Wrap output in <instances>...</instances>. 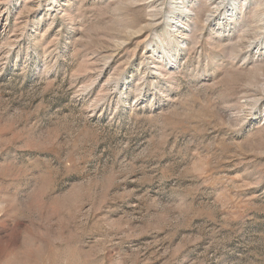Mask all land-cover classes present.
Masks as SVG:
<instances>
[{
  "label": "rangeland",
  "instance_id": "1",
  "mask_svg": "<svg viewBox=\"0 0 264 264\" xmlns=\"http://www.w3.org/2000/svg\"><path fill=\"white\" fill-rule=\"evenodd\" d=\"M0 264H264V0H0Z\"/></svg>",
  "mask_w": 264,
  "mask_h": 264
}]
</instances>
